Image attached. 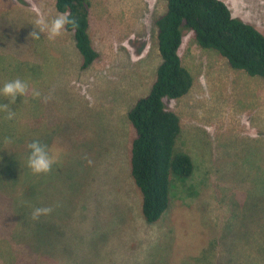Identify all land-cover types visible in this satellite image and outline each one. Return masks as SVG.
Returning a JSON list of instances; mask_svg holds the SVG:
<instances>
[{
  "label": "rangeland",
  "instance_id": "obj_1",
  "mask_svg": "<svg viewBox=\"0 0 264 264\" xmlns=\"http://www.w3.org/2000/svg\"><path fill=\"white\" fill-rule=\"evenodd\" d=\"M44 1L0 0V88L20 78L41 93L18 97L13 120L0 112V264H264V78L184 36L179 54L194 86L164 102L187 128L180 151L195 168L183 183L172 175L170 205L148 223L128 114L162 63L156 21L166 1L90 0L100 57L88 70L73 32L29 38ZM222 1L264 34V0ZM47 5L51 20L58 13ZM15 139L54 149L52 172L33 174ZM37 207L52 212L33 220Z\"/></svg>",
  "mask_w": 264,
  "mask_h": 264
},
{
  "label": "trees",
  "instance_id": "obj_2",
  "mask_svg": "<svg viewBox=\"0 0 264 264\" xmlns=\"http://www.w3.org/2000/svg\"><path fill=\"white\" fill-rule=\"evenodd\" d=\"M24 0H19L20 4ZM42 4V15L48 13V3ZM166 12L157 19L158 47L162 63L150 93L136 103L129 120L136 131L132 145L131 174L142 193V214L148 223L157 222L170 205L171 177L191 178L194 163L188 152L180 151L187 139L182 135L187 128L164 99H179L192 90L194 79L186 69L179 50L186 34L193 35L205 51L224 57L235 70L264 78V34L255 26L234 17L222 0H165ZM59 14L68 13L79 27L66 30L74 33L76 48L83 56L82 69L88 70L100 57L90 35V0H53ZM22 7V6H20ZM123 48L121 47V50ZM209 121V120H208ZM28 139H15L18 147H26ZM179 143V150L177 144ZM12 146V144H10ZM2 238L8 248L6 230ZM10 242V241H9ZM202 261L205 260V256ZM2 264H6L4 261Z\"/></svg>",
  "mask_w": 264,
  "mask_h": 264
},
{
  "label": "clouds",
  "instance_id": "obj_3",
  "mask_svg": "<svg viewBox=\"0 0 264 264\" xmlns=\"http://www.w3.org/2000/svg\"><path fill=\"white\" fill-rule=\"evenodd\" d=\"M31 24L34 25V30L30 33L29 37L31 40H40V34L43 33L49 41H55L64 33L67 26L71 25L73 30L79 27L78 22L75 19L70 18L68 13H61L51 20L38 13ZM29 95H31L32 98L37 99L40 98L41 93L38 90L32 89L26 81L20 78L6 81L3 84V87L0 88V97L9 101L8 104L0 103V112L6 114L5 119L13 120L17 111H13L11 106L17 103L18 97H23V104L27 103L26 98ZM27 148L29 149L27 167L32 173L35 175L51 173L53 166L58 162V153L38 140L29 143ZM51 212L52 208L50 207H37L32 210L31 218L33 220H38L42 215H49Z\"/></svg>",
  "mask_w": 264,
  "mask_h": 264
}]
</instances>
